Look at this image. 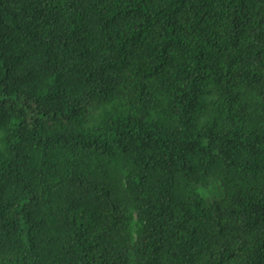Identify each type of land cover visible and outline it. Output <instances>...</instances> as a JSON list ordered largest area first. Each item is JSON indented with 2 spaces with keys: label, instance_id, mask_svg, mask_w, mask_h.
<instances>
[{
  "label": "trees",
  "instance_id": "1",
  "mask_svg": "<svg viewBox=\"0 0 264 264\" xmlns=\"http://www.w3.org/2000/svg\"><path fill=\"white\" fill-rule=\"evenodd\" d=\"M0 264H264V0H0Z\"/></svg>",
  "mask_w": 264,
  "mask_h": 264
},
{
  "label": "rangeland",
  "instance_id": "2",
  "mask_svg": "<svg viewBox=\"0 0 264 264\" xmlns=\"http://www.w3.org/2000/svg\"><path fill=\"white\" fill-rule=\"evenodd\" d=\"M204 196L207 201L212 202L222 198V191L218 184L210 186L208 189H203Z\"/></svg>",
  "mask_w": 264,
  "mask_h": 264
}]
</instances>
